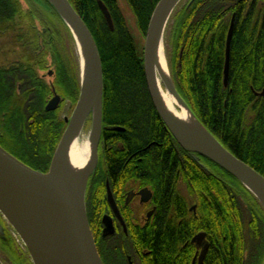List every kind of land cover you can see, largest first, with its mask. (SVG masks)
Masks as SVG:
<instances>
[{
	"label": "trees",
	"instance_id": "1",
	"mask_svg": "<svg viewBox=\"0 0 264 264\" xmlns=\"http://www.w3.org/2000/svg\"><path fill=\"white\" fill-rule=\"evenodd\" d=\"M98 1L110 14L112 31ZM124 1L144 34L158 0ZM68 2L83 20L99 53L102 126L124 129L102 131L101 162L89 178L90 184L96 183L87 200L86 215L102 263L106 264L104 254L112 256L113 252L119 259L116 264H127V253L138 264H190L194 253L191 239L205 233L210 246L203 264H262L263 209L232 175L183 151L169 134L148 96L143 57L116 0ZM43 11L57 25L62 23L45 0H0V37L8 35L11 47L19 43L26 47L36 32V22L41 29L46 28L45 40L53 39ZM233 15L228 83L224 87L225 42ZM168 37L169 65L178 95L224 148L264 177V99L255 96L264 87V0H186L170 19ZM47 48L55 52L50 45ZM44 64L42 60L41 69ZM65 64L56 58L55 91L74 103L79 79L75 72L70 76L65 71ZM22 80L17 95L15 83ZM51 92L27 65L11 64L0 70V113L13 118L10 127L4 126L7 130L1 138L22 163L38 172L48 171L64 127L58 114L44 111ZM16 95L22 104L11 103ZM105 179L113 194L127 182L153 190L157 212L151 226L131 227L127 237H102L101 217L107 212ZM181 185L190 201L180 194ZM190 206L195 207L194 214L188 211ZM112 241L116 242L113 249Z\"/></svg>",
	"mask_w": 264,
	"mask_h": 264
},
{
	"label": "water",
	"instance_id": "2",
	"mask_svg": "<svg viewBox=\"0 0 264 264\" xmlns=\"http://www.w3.org/2000/svg\"><path fill=\"white\" fill-rule=\"evenodd\" d=\"M59 19L69 30L75 45L79 40L85 58V76L81 79L79 64V96L69 118H64L66 128L53 153L49 169L41 173L23 164L0 147V215L13 229L26 248L32 264H103L98 254L86 215L85 189L88 179L97 167V150L102 130L123 132L121 127H102V66L99 53L92 35L83 20L76 13L68 0H45ZM175 0H158L150 16L143 46V69L148 96L158 117L177 145L185 152L203 157L232 175L259 203L264 211V177L251 167L238 160L224 148L194 117L187 105L178 95L172 81L165 83V88L196 120L202 129L203 137L190 140L176 131L159 98L153 61L157 38L165 16ZM181 0L173 5L168 22ZM99 10L112 31L113 24L109 12L101 1ZM122 13V11H121ZM128 30L132 31L126 14L122 13ZM168 24V23H167ZM234 28V15L226 35L223 85L227 86L229 74L230 45ZM167 26L165 28V31ZM130 31V32H131ZM164 31V33H165ZM75 34V35H74ZM134 40V36L131 33ZM135 42V41H134ZM84 84V86H83ZM264 97V87L260 92ZM60 98L55 96L46 106V111L57 108ZM96 106V117L91 113ZM90 119L91 132L97 131L92 141L93 161L86 173L84 186L79 190L66 176L57 171L59 160L76 130ZM107 203L113 216L122 222L106 183ZM145 201L149 191L139 193ZM102 237L114 233L112 218L103 216ZM205 234H198L192 240L201 248L199 264L204 259L208 244ZM0 264L1 261H0ZM264 264V261L263 263Z\"/></svg>",
	"mask_w": 264,
	"mask_h": 264
},
{
	"label": "flooded vegetation",
	"instance_id": "3",
	"mask_svg": "<svg viewBox=\"0 0 264 264\" xmlns=\"http://www.w3.org/2000/svg\"><path fill=\"white\" fill-rule=\"evenodd\" d=\"M26 24H28V22H26ZM34 29H36L35 31L37 33L36 32L33 33L34 37H32V39L29 43H27L26 47H25V44H23V43H19L17 46L18 48L17 47H11L8 43V39L0 37V59L3 58L2 62L4 61V63H2V65H0V70L5 69V68L8 69L9 65L12 64L14 66L17 63H21L23 65H27L28 67L32 68L35 76L38 77L39 79H41L46 86H49L50 88H52V92L50 94L51 96L48 97V99L44 105V111L46 113L58 114L59 106L62 103V101L65 99H63V97L55 91V88H56L55 84L57 83V78H58V71L55 68L57 53L56 52L53 53L52 49L47 48V44H46L47 42L43 36L46 32V28L41 29L40 25L35 22ZM20 46L22 48H19ZM42 60L45 63L43 69H41V61ZM35 63H36V65H35ZM34 65H35V68H34ZM65 65H66L65 71L70 76H73L71 65L68 62ZM76 75L78 77L77 72H76ZM21 82L23 83L24 81L23 80L17 81L15 83V87H16L15 92L17 95H19V93H20V89L22 86ZM17 95L14 96V98L11 100V103L13 105L14 104H22L21 103L22 98L17 96ZM55 96H58L60 98V102L57 105V108L55 110H52V111H46L45 110L46 106ZM255 96H259V98L264 99V97L260 96V93L255 94ZM77 100H78V98H77ZM76 102H74V104H76ZM70 103H72V102H70ZM5 115L6 114L4 112H3V114L0 113V147L2 149H4L7 153H9L11 156H13L17 160H19L18 157L8 148V146L5 145L6 142L4 143L3 139L1 138L5 135V131L7 130L4 126H6L8 128L12 125L10 123L12 122L13 118H11V116L4 117ZM5 119H8V122H5ZM60 120L64 124L63 131L61 133V136H62V134L66 128V123L64 122V118H61ZM102 133L103 132H101L100 141H99L98 150H97V167L99 166V164L101 162V158H102L101 156H102V153L104 150V142L102 140V136H103ZM61 136H60V138H61ZM56 147H57V145H56ZM56 147H55V149H56ZM51 159H52V157H51ZM50 162H51V160H50ZM106 183L108 184L109 191L111 193L114 204L116 206V209L119 213V216H120L122 222H120L119 220H117L113 216V213H112V211H111V209L107 203ZM129 183L130 182H127L126 184H124L125 190L122 188L121 195L120 194L118 195L117 193L113 194V191L111 190V187H110L109 180L108 179L104 180V193H105V201H106V205H107V210H106L107 212L103 213L102 218H103V216H110L112 218V225H113L114 233L111 237H119L120 235H124V237H127L128 236V230L131 229V227H133L135 229L136 228L137 229H144L148 226H151V223L154 219V216L156 215L157 208L154 205V192H153V190L149 186L148 187L147 186L139 187V185H137L135 187H133L132 185L129 186L128 185ZM142 189H147L149 191V194H150L149 198L145 201L142 199V196L138 195V193ZM135 201H137V204L139 206L138 208H135V207L132 208L131 204ZM143 207H145V208L143 209ZM188 211L194 214L195 207L190 206ZM102 218H101V220H102ZM101 224H102V221H101ZM102 229H103V224H102ZM198 234H205V233H198ZM198 234L194 235L193 238L195 236H197ZM193 238L191 239L190 243L194 246V253H193V256L191 258L190 264H199V255L201 252V248L199 246H197V242L192 243ZM205 242L208 244V249H209L210 245H209V241L206 239V234H205L204 241L201 240V246ZM208 249H207V252H208ZM207 252H206V254H207ZM125 257H126L125 260H126L127 264H138L136 258H133V256L131 254H126ZM205 258H206V255H205L204 259L202 260L201 264L204 263Z\"/></svg>",
	"mask_w": 264,
	"mask_h": 264
},
{
	"label": "rangeland",
	"instance_id": "4",
	"mask_svg": "<svg viewBox=\"0 0 264 264\" xmlns=\"http://www.w3.org/2000/svg\"><path fill=\"white\" fill-rule=\"evenodd\" d=\"M185 1L186 0H181L179 5L185 3ZM116 2L120 8V11H122V13L126 14V18L130 22V25L132 27V31L130 29L131 32L130 31L129 32H130V34L132 33V35L134 36V41H135V44L137 47V51L143 57V46H144V40H145V33L142 34L137 29L135 17L133 16V14L130 11L126 2L124 0H116ZM22 5H23V3H22ZM23 7H25V6H23ZM43 15L45 16L46 23L49 24L48 26L54 32V38L53 39L48 38L46 40V42L48 43V44L46 43L47 46L50 45L53 48V50L57 53V58H60L63 62H66V63L68 62L72 67L71 68L72 71L75 73L76 72L78 73L79 72V60H78V56H77L78 54L76 51L75 42H74L69 30L66 28V26L64 24L62 25V23H63L62 21H61L62 23L60 25H57L56 20L54 18H51V16H49V14L46 13L45 11H43ZM16 22L21 23L23 25L26 24V22L23 19H16ZM169 27H170V21L167 24V29L164 33V39L163 40H164V49H165V56H166V62H167L169 77L173 83L172 73H171L172 71H171V68L169 65L170 60H172L171 47L169 44V37H168ZM4 36H1V37L8 38V35H4ZM2 60H3V58L0 59V61H1L0 65H2V63H4V61L2 62ZM78 78H79V73H78ZM173 85H174V83H173ZM74 107H75L74 103H70L68 100H63L62 103L60 104L59 110H58L59 119L65 118V117L69 118L71 116L73 110H74ZM90 124H91L90 119H88L85 126H84V128L86 129L84 131V133H88V131L91 127ZM41 173H46V172H41ZM92 179H94V178L92 177ZM90 180L91 179H88L86 189H85V208L87 206L86 204H87V200L89 198V195H92L93 185L96 183V182H92V184H90ZM128 185L129 186L132 185L133 187H135L139 184H136L134 182H130ZM122 188L124 189L125 185H123ZM118 191L121 193L122 189L118 190ZM119 192H117V194H119ZM179 192L181 195L183 194L184 197H187L188 201H190L188 199V198H190L189 194L187 193V191L183 185H181L179 187ZM131 205H132V208L133 207H135V208L139 207L137 204V201L133 202ZM144 208L145 207H143V209ZM101 233H102V230H101ZM112 243H114V244H112ZM110 245L113 249L114 248L113 246L116 245V242L112 241ZM104 258H105L106 264H116V261L119 263V259L113 254V252H112V256L104 254ZM0 261L2 264H32L30 257L26 251L25 246L23 245V243L21 242L19 237L16 235V233L13 231V229L1 217V215H0Z\"/></svg>",
	"mask_w": 264,
	"mask_h": 264
},
{
	"label": "bare ground",
	"instance_id": "5",
	"mask_svg": "<svg viewBox=\"0 0 264 264\" xmlns=\"http://www.w3.org/2000/svg\"><path fill=\"white\" fill-rule=\"evenodd\" d=\"M179 0H175V5ZM171 6L167 15L165 16L156 44L155 56L153 61V69L157 85L159 98L163 107L171 120L176 131L183 137V139L190 140L192 136L203 137L202 129L197 124L192 115L183 108L177 100L165 88V83L169 81V72L167 68L165 49H164V31L168 23V18L173 7ZM75 35V34H74ZM76 39V51L80 64L81 79L84 81L85 76V58L84 53ZM84 86V84H83ZM92 114L96 117V106L93 104ZM86 129L84 124L76 130L69 140L65 151L63 152L57 171L66 176L79 190L83 189L85 176L93 161L92 155V141L96 137L97 131L84 133ZM204 134V133H203Z\"/></svg>",
	"mask_w": 264,
	"mask_h": 264
}]
</instances>
